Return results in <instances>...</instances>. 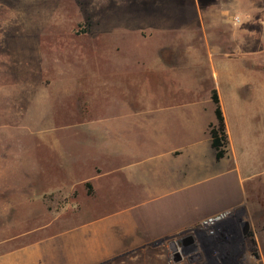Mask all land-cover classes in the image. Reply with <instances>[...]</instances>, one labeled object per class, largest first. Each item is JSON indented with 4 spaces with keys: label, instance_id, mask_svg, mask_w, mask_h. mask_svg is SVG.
I'll return each mask as SVG.
<instances>
[{
    "label": "crops",
    "instance_id": "obj_1",
    "mask_svg": "<svg viewBox=\"0 0 264 264\" xmlns=\"http://www.w3.org/2000/svg\"><path fill=\"white\" fill-rule=\"evenodd\" d=\"M151 46L143 75L85 90L80 118L62 127L82 135L73 139L82 146L75 163L61 140L50 141L67 161L51 179L53 192L72 195L64 216L27 230L24 192L11 204L0 185V264H185L186 236L198 264H218L199 250L215 243L200 228L205 218L241 210L249 227L264 226L263 33L241 29L209 44L206 67L171 57L177 44ZM213 90L225 125L221 156L209 132ZM258 253L264 258V236Z\"/></svg>",
    "mask_w": 264,
    "mask_h": 264
},
{
    "label": "rangeland",
    "instance_id": "obj_2",
    "mask_svg": "<svg viewBox=\"0 0 264 264\" xmlns=\"http://www.w3.org/2000/svg\"><path fill=\"white\" fill-rule=\"evenodd\" d=\"M241 29L264 35V0H0V185L11 204L24 192L26 229L64 216L72 198L52 191L51 179L65 174L67 161L50 141L61 140L74 163L81 157L73 139L82 135L62 127L80 118L87 88L143 75L140 61L156 42L177 44L171 57L206 67L208 45ZM227 224L199 250L212 251L218 264H264V226L246 233L241 210ZM183 255L185 264H198L194 249Z\"/></svg>",
    "mask_w": 264,
    "mask_h": 264
},
{
    "label": "built area",
    "instance_id": "obj_3",
    "mask_svg": "<svg viewBox=\"0 0 264 264\" xmlns=\"http://www.w3.org/2000/svg\"><path fill=\"white\" fill-rule=\"evenodd\" d=\"M232 20L234 22H239V17L233 16ZM229 216L228 212H221L207 217L201 222L200 228L209 237L215 238L217 235L223 236L228 225L225 221L229 218Z\"/></svg>",
    "mask_w": 264,
    "mask_h": 264
},
{
    "label": "trees",
    "instance_id": "obj_4",
    "mask_svg": "<svg viewBox=\"0 0 264 264\" xmlns=\"http://www.w3.org/2000/svg\"><path fill=\"white\" fill-rule=\"evenodd\" d=\"M212 99L213 102L215 103V115H216L217 123L211 126L209 132L212 139V145L214 148L217 149V156H221L223 154L222 146L225 144V125H224L221 109L218 104L216 92L214 90L212 92ZM88 192H90V187L88 188Z\"/></svg>",
    "mask_w": 264,
    "mask_h": 264
},
{
    "label": "water",
    "instance_id": "obj_5",
    "mask_svg": "<svg viewBox=\"0 0 264 264\" xmlns=\"http://www.w3.org/2000/svg\"><path fill=\"white\" fill-rule=\"evenodd\" d=\"M247 226V224H246ZM180 248L183 250L185 253L189 249H194L192 245V239L190 236H186L183 239H180Z\"/></svg>",
    "mask_w": 264,
    "mask_h": 264
},
{
    "label": "flooded vegetation",
    "instance_id": "obj_6",
    "mask_svg": "<svg viewBox=\"0 0 264 264\" xmlns=\"http://www.w3.org/2000/svg\"><path fill=\"white\" fill-rule=\"evenodd\" d=\"M249 231V226L247 225L246 227H245V232L247 233Z\"/></svg>",
    "mask_w": 264,
    "mask_h": 264
}]
</instances>
